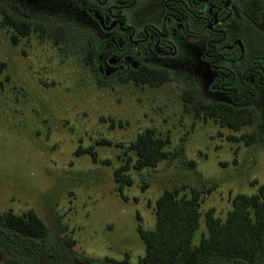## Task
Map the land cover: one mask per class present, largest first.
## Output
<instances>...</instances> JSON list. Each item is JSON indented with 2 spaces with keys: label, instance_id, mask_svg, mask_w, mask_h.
Here are the masks:
<instances>
[{
  "label": "rangeland",
  "instance_id": "1",
  "mask_svg": "<svg viewBox=\"0 0 264 264\" xmlns=\"http://www.w3.org/2000/svg\"><path fill=\"white\" fill-rule=\"evenodd\" d=\"M13 1L31 7L48 0ZM135 1L125 12L130 23H158L163 0ZM185 1L198 2L211 22L220 4L228 8L224 22L217 23L226 30L221 46L228 61L223 66L241 73L254 59L264 60V31L243 14L244 0L210 1L209 6L205 0ZM28 12L20 15L95 33L93 25L69 9L59 15L40 8ZM1 18L0 13V213L33 210L47 226L44 242L50 247L94 262L128 257L130 264H137L145 252L138 228L154 227L155 201L164 190L178 188L180 195H189L192 187L201 190L197 240L206 232V211L213 209L224 219L237 193L250 195L264 184L263 140L246 145L232 139L252 131L264 138V85L248 77L255 98L237 105L251 107L255 118L237 132L184 108L182 90L190 86L204 102L232 104L211 89L224 76L204 62L210 29L199 39L179 38L185 45L179 46L178 59L149 61L172 74L171 80L152 87L112 82L120 67L104 62L109 47L94 58L102 63L105 83L100 84L85 61V39L73 36L54 42L45 33L33 32L14 43L13 29L2 26ZM180 31L177 26L172 33L180 36ZM93 36L96 45L103 38ZM235 42L242 50L238 63L231 60L239 56V48H229ZM147 128L169 138L166 149L175 156L141 170L130 166L123 174L131 182H118L115 170L128 158L135 159L129 146ZM87 148H93L95 160L83 153ZM12 255L6 251L7 257Z\"/></svg>",
  "mask_w": 264,
  "mask_h": 264
},
{
  "label": "trees",
  "instance_id": "2",
  "mask_svg": "<svg viewBox=\"0 0 264 264\" xmlns=\"http://www.w3.org/2000/svg\"><path fill=\"white\" fill-rule=\"evenodd\" d=\"M169 5L175 8L181 6L176 1ZM241 9L255 27L264 31V0H244ZM0 13L1 25L13 29L11 38L14 43L33 32L45 33L54 42L73 36L85 39L87 42L85 61L95 69L96 46L90 35L62 24L25 18L2 3H0ZM213 32H216L213 36L214 41L225 39V31H219L214 27ZM208 49L215 64H218L222 60V53L216 42H210ZM236 59L239 60L238 57ZM97 75L99 83L104 84L100 74ZM247 76H253L259 85H264V60H256L241 77L236 73L231 74L227 86L228 94L233 100L232 104L204 102L199 98L197 89L190 86L185 87L181 94L185 110L196 117L211 118L221 126L236 132L240 131L255 118L251 107L237 105L238 100L243 97L248 98L253 93L252 86L246 81ZM171 79L170 71L144 65L111 81L132 82L136 86L148 84L155 87ZM232 139L242 140L246 145L262 139L264 145V138L256 131L241 133ZM168 140L167 137L157 135L152 128L139 133L129 146V149L134 151L135 159L128 158L124 166L115 170L116 180L130 183V179L125 178L123 174V171L130 166L141 170L156 166L158 162L175 156L166 149ZM84 152L89 153L95 160L96 153L93 148H87L83 150ZM179 190L178 188L164 190L156 199V221L152 229L138 228L145 252L138 259L137 264H264V184L258 185L256 192L250 195L237 193L231 199V207L224 219L217 217L213 209L206 211L204 214L206 232L197 240L195 235L202 217V192L192 187L189 195H180ZM47 235V226L33 210L21 215L11 209L0 213V262L72 264L74 260H80L72 253L50 247L44 242ZM6 251H11L14 255L7 257ZM85 260L94 263L90 259ZM95 264L130 263L128 257L122 260L105 257Z\"/></svg>",
  "mask_w": 264,
  "mask_h": 264
},
{
  "label": "flooded vegetation",
  "instance_id": "3",
  "mask_svg": "<svg viewBox=\"0 0 264 264\" xmlns=\"http://www.w3.org/2000/svg\"><path fill=\"white\" fill-rule=\"evenodd\" d=\"M55 1L57 2L55 3ZM175 1L181 4L179 8L169 5V3ZM210 1L220 4L224 0H205L204 5L209 6ZM9 2L4 5L18 15H29L28 10L31 8H40L42 9V13L48 11L52 14L58 13V15L62 14L65 9H69L75 14L81 15L85 24H91L93 25V29H95V33H91L90 31L88 34L92 37L96 46L94 58L97 53L102 52L103 48L109 47L110 57L108 56L104 59V62L109 65L120 67L116 77L126 75L129 71L138 69L144 65L170 71L158 64H155L157 66L151 65L149 61L151 63H154L153 61L166 63L170 59H178L179 46L185 45L178 39H183L184 37L189 40H192V38L199 39L204 36L203 33L208 29L212 32V36L206 41L203 47L204 62L210 70L214 72L217 71L224 76V79L215 80V83L211 86L213 91L210 90V92H216L233 103L232 98L228 94L227 80L231 77L232 73H236L237 76L241 77L246 70L239 73L223 66V62L228 61V58L222 53L223 47L221 44L224 39L221 41L213 40V36L216 34V32H213L214 27L219 31H225L226 34L225 29H219L217 27L219 26L217 23H223L227 15L228 8L224 6V4H220L217 7V12H215V17L211 22L206 15L202 13V10L199 9L197 5L198 2L194 3L191 1L188 3L185 0H163V10L158 23L145 22L136 26V24L130 23L125 15L126 10L135 5V0H48L42 4L37 3L31 5V7L23 3H16L13 0H9ZM184 13L185 15H183ZM186 17H188V19H186ZM177 26L181 29L180 36H174L172 33ZM93 34H99L103 37L101 42H98L97 45ZM210 42H216L218 49H220L222 53V60L218 64H215L213 56L208 49ZM235 46L239 48V44L236 42L232 43L229 48L232 49ZM239 52L240 55L238 58L240 59L242 55V50L240 48ZM256 60L259 59H254L248 68H250ZM231 61L233 63H238L236 58ZM129 62H132V66L128 65ZM101 64V62L95 60V69H93L95 73L102 74ZM248 77H251V79L257 83L253 76H247L246 81ZM247 83L253 88V93L248 98L253 99L255 98V87L248 81ZM245 98L247 97L241 98L237 103ZM72 264H95V262L88 263L87 260L80 259L74 260Z\"/></svg>",
  "mask_w": 264,
  "mask_h": 264
}]
</instances>
